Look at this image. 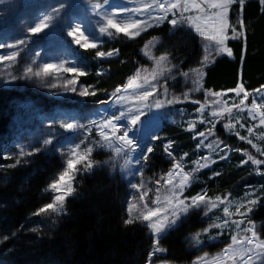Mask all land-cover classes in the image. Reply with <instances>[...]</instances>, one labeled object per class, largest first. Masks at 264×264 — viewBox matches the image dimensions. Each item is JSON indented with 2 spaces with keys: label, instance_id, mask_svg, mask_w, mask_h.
Segmentation results:
<instances>
[{
  "label": "snow or ice",
  "instance_id": "snow-or-ice-1",
  "mask_svg": "<svg viewBox=\"0 0 264 264\" xmlns=\"http://www.w3.org/2000/svg\"><path fill=\"white\" fill-rule=\"evenodd\" d=\"M249 2L48 0L30 22L24 23L17 38L0 42V49L8 50L0 53V82L25 81L52 95L72 93L80 98L93 97L94 103L101 105L77 114L44 115L40 118L42 128L28 143L17 142L15 153L0 156L12 161L0 164L3 169L25 165L42 153L59 157L60 167L48 176L43 189L47 202L29 215L28 223L33 225L29 232H41L49 219L55 225L52 218L66 214L69 199L77 196L78 178L108 165L113 171L118 168L121 178L136 193L127 201L123 224H138L148 230L151 245L146 264H154L153 258L167 251L162 246L166 234L195 215L207 221L205 227L188 236L195 250L201 251L207 244L220 241L225 233L230 240L215 256L205 252L191 264H264V229L252 219L264 201V185L259 190L246 191L237 199H233L231 192L209 195L207 182L199 191L187 194L204 169L211 170L208 180L221 176L220 171L212 170L213 165L231 160L233 153L240 157L236 168L251 165L256 175L264 176V84L249 89L240 75L235 87L222 91L204 87L207 70L217 58H235L229 41L241 42L239 59L245 60L248 25L244 12ZM256 3L259 14L264 15V0ZM233 9L235 23L231 20ZM165 23L169 25L170 36L187 29L203 42L197 66L182 71L180 65L172 62L175 49H165L157 55L155 50L161 40L153 36L139 49L150 67L137 66L126 82L117 85L111 93L101 88L103 78H110L103 64L118 59L121 53L120 47L105 46L135 42ZM33 37L50 44H38ZM31 45L39 50L33 51ZM25 52L27 56L21 64L18 57ZM89 53L90 58L86 55ZM92 63L96 65L97 79L95 83L85 84L81 78L91 74ZM178 78L186 82V90L179 95L169 91V81ZM101 93L107 98L99 99ZM194 93H202L203 101L193 99ZM186 102L198 105L192 118L181 124L182 131L189 133L195 142L192 152L182 151L176 139L159 134L160 121L167 112ZM177 114L182 118L185 115L183 109L177 110ZM218 124L226 137H234L239 144L218 135ZM201 126L203 130H199ZM141 127L146 129L143 135H129L134 129L139 133ZM69 132L71 136H66ZM154 142H159L170 167L158 176L146 178L145 172L157 148ZM98 151L108 153V159L95 160ZM137 177L138 182H133ZM217 209H222V216L213 218ZM9 239L7 235L0 237V243Z\"/></svg>",
  "mask_w": 264,
  "mask_h": 264
},
{
  "label": "trees",
  "instance_id": "trees-1",
  "mask_svg": "<svg viewBox=\"0 0 264 264\" xmlns=\"http://www.w3.org/2000/svg\"><path fill=\"white\" fill-rule=\"evenodd\" d=\"M231 18L235 19V9ZM244 18L248 25L245 60L241 62L239 59L241 42L229 41L235 58L223 56L216 59L215 64L207 70L204 80L206 89L222 91L235 87L240 75L249 89L264 84V15L259 14L256 0L246 5ZM168 30L169 25L165 23L135 42L106 45L120 47L121 53L118 59L103 64L109 70L110 78H103L100 87L111 93L117 85L126 82L137 66H145L147 62L139 49L153 36L161 40L157 51L175 49L173 58L180 63L181 69L197 62L201 52L199 39L187 29L178 31L174 36H170ZM86 55L91 56L90 53ZM121 60L126 63L121 64ZM89 70L91 74L81 78L85 84L95 83L97 79L95 63L90 64ZM21 97L22 94L15 90L0 88V140L8 133L14 102ZM106 98L103 93L99 96V99ZM84 100L88 105H99L94 103L96 98ZM162 133L163 137L176 139L182 151L192 152L194 144L189 133L170 125ZM217 133L234 145L239 144L234 137H226L219 128ZM161 152L157 144L156 152L151 156L150 171L161 172L169 168V162L160 155ZM4 153L0 146V156ZM103 157L104 154L97 156L98 159ZM0 164L9 162L0 159ZM58 167V156L40 154L20 167L0 168V237H10L8 241L0 243V259L7 264H146L151 245L148 230L138 224H123V219L127 217L125 186L117 176H110L102 169L78 178L77 196L69 199L66 214L52 218L56 220L55 225L49 219L44 222L41 232L28 231L33 226L28 223L29 215L40 204L47 202L43 189L48 176ZM241 171L240 168L226 170L213 180H208L209 172L206 171L200 175L201 180L194 186L192 194L199 191L204 182L215 191H236L244 182L245 175L241 177ZM260 179V182H264V177ZM252 219L263 223L261 228L264 229V201L254 211ZM21 225H24L23 229ZM205 226L206 221L201 220L200 215H195L178 229L169 232L162 239V246L167 251L155 261L190 264L196 252L187 248L186 238L191 232ZM12 233H16V236L12 237ZM215 248L219 249L220 245L209 247Z\"/></svg>",
  "mask_w": 264,
  "mask_h": 264
},
{
  "label": "rangeland",
  "instance_id": "rangeland-1",
  "mask_svg": "<svg viewBox=\"0 0 264 264\" xmlns=\"http://www.w3.org/2000/svg\"><path fill=\"white\" fill-rule=\"evenodd\" d=\"M47 2L48 0H0V42H11L13 39L17 38L22 31L24 23L30 22L34 18V16L38 13L41 6L46 4ZM231 20L233 23H235L236 16L234 20L233 18H231ZM193 34L195 35V33ZM197 38L199 39V45L201 48L203 42L200 40L199 37ZM33 40H37L38 44H50L49 41L43 38L33 37ZM31 47L33 48V51L39 50V47L35 45H31ZM7 51H8L7 49H0V53H6ZM77 51L81 52L83 50L77 49ZM155 51L157 55L160 54V51H157V49ZM26 56H27V52L22 53L21 57H18V60L20 61L21 64L24 62L23 57H26ZM146 62L147 64L144 67H150V62L148 61ZM172 62L174 64H178V65L180 64L175 58L172 59ZM196 66H197L196 62L191 63L185 69H181V70L188 71L190 68H193ZM185 83L186 82L184 81L183 78H178L175 81L170 80L169 81V85H170L169 91L174 92L177 95H179L182 91L186 90ZM187 86L189 87L191 86L190 80L187 81ZM0 88L12 89L22 94V97L14 102V113L11 117L10 124L8 126V133L5 136H3L0 140V146L2 150L5 152L4 154H9V155L17 151V148H16L17 142L28 143L32 135L35 134L38 131V129L42 128V125L40 123V118L43 117L44 115L51 114V113L77 114V113H80L81 111H91L93 109L101 107V105H95V106L88 105L85 102L84 98L75 96L72 93H67L63 95H52L46 89L38 88L34 84H31L25 81H16L11 84H5L3 82H0ZM192 98L199 99L201 101H203L204 99L202 93H194ZM197 106L198 105L192 104L190 102H186L183 104H177L174 107H172V109L167 112V115L160 121L159 134L163 136L162 132L164 128H166V126H169V125L182 130L181 124L183 122H186L188 119L192 118V116L194 115V110ZM109 108L110 110H113L111 109V106H109ZM179 109H183L185 113L183 118L177 114V110ZM173 121H176V123H173ZM122 123L126 124L127 122L124 121ZM217 128H219L222 131V133L226 135L221 125L218 124ZM199 130H203L202 126L200 127ZM145 131L146 129L144 127H141L139 133H137V131L134 129L132 132L129 133V135L139 137L143 135ZM65 135L71 136V133L69 132V133H66ZM154 143L159 144V142H154ZM193 144H195V142H193ZM98 154H104V157L102 159H98L97 158ZM160 155L162 156V152ZM93 158L98 161H104L108 159V153L103 152V151H98L97 153L94 154ZM191 158L194 159L195 157L193 156ZM239 159H240L239 155L236 153H233L231 160L227 162L221 161L218 164L213 165L212 170L220 171L222 174H224L226 170L239 169L235 167V164L238 162ZM7 161L9 163H12L11 160H7ZM169 167H170V164H169ZM100 169L107 171L110 176H117L121 180V182L124 184L125 191H126L125 199H124V207L126 211L127 201L130 198H132L134 195H136V193L134 192V190L128 187L127 181L121 178V173L119 172L118 168L115 171H113L110 166L105 165L95 170H100ZM240 169H242L241 177L245 175V178L243 179L244 182L241 188H238L236 191H233V192L229 190L227 191V192H231L233 199L242 197L246 191H249L252 188L259 190L260 186L263 185L264 183V182L259 181V179L263 178L264 176L256 175L254 173L253 166L247 165V166L241 167ZM166 171H161V172L154 171L153 172V171H150L148 167L147 171L145 172V177L149 178V177H152L154 174L158 176ZM206 171L209 172V175H211V170L204 169L198 175L197 182L193 185V187L188 191L187 194L189 195L192 194L194 186L197 183H199L201 180L200 175ZM138 179L139 177L135 178L133 182H138ZM218 193H225V192L215 191L211 188L209 189V195H215ZM44 195H45V198H47L46 194ZM262 204H263V201L261 205ZM212 215H213V218L215 216H222V209L215 210ZM204 221H206V219ZM257 224L260 227L263 226V223H257ZM213 235H215V232H213ZM202 239L206 240L207 237H202ZM229 240L230 238L228 234L225 233L221 237L220 241L216 243L207 244L205 247H203L201 251H197L193 248L188 237L186 238V243H187V248L190 251L196 252V256L202 255L205 252L209 253L211 256H215L217 253L221 252V250L225 247V243L229 242ZM215 244L220 245V248L219 249H216V248L209 249L210 246H213ZM163 255L164 253H158L156 257L153 258L154 264H162V262L164 261H155V259ZM0 261H3V260L0 259ZM3 264H7V263L3 261ZM166 264H171V263L166 262Z\"/></svg>",
  "mask_w": 264,
  "mask_h": 264
}]
</instances>
